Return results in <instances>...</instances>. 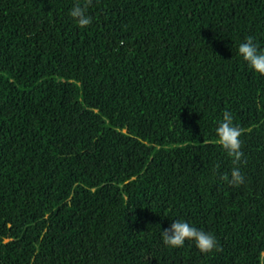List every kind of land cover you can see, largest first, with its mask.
<instances>
[{
  "label": "trees",
  "instance_id": "trees-1",
  "mask_svg": "<svg viewBox=\"0 0 264 264\" xmlns=\"http://www.w3.org/2000/svg\"><path fill=\"white\" fill-rule=\"evenodd\" d=\"M249 35L264 48V0H0V264H264ZM224 110L235 164L214 131ZM177 217L218 247L164 245Z\"/></svg>",
  "mask_w": 264,
  "mask_h": 264
},
{
  "label": "clouds",
  "instance_id": "clouds-1",
  "mask_svg": "<svg viewBox=\"0 0 264 264\" xmlns=\"http://www.w3.org/2000/svg\"><path fill=\"white\" fill-rule=\"evenodd\" d=\"M69 15L80 26H87L91 23L92 18L83 5L74 4L69 10ZM237 52L239 57L256 73L264 75V48L258 46L253 36L249 35L239 42ZM214 131L218 143L232 158L233 163L240 161L242 156L241 130L234 124L230 111L224 110L222 118L218 120ZM243 180L244 177L239 167H233L228 182L239 185L243 183ZM159 234L162 243L169 247H181L186 241L193 242L202 252H210L218 247L217 238L212 232L198 228L182 217L173 219L168 227L162 230L160 228Z\"/></svg>",
  "mask_w": 264,
  "mask_h": 264
}]
</instances>
